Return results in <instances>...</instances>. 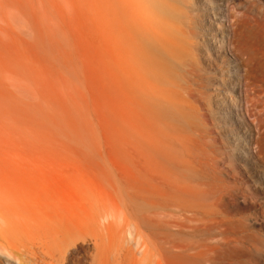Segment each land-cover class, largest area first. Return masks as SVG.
<instances>
[{
    "label": "rangeland",
    "instance_id": "374dc122",
    "mask_svg": "<svg viewBox=\"0 0 264 264\" xmlns=\"http://www.w3.org/2000/svg\"><path fill=\"white\" fill-rule=\"evenodd\" d=\"M0 264H264V0H0Z\"/></svg>",
    "mask_w": 264,
    "mask_h": 264
},
{
    "label": "bare ground",
    "instance_id": "6f19581e",
    "mask_svg": "<svg viewBox=\"0 0 264 264\" xmlns=\"http://www.w3.org/2000/svg\"><path fill=\"white\" fill-rule=\"evenodd\" d=\"M253 42V41H252ZM121 224V223H120ZM129 231V230H128ZM130 233V231H129ZM68 250V245L65 244V245H62V247L60 248V255L61 256H64L65 252Z\"/></svg>",
    "mask_w": 264,
    "mask_h": 264
}]
</instances>
